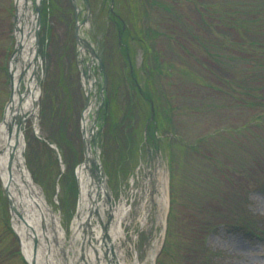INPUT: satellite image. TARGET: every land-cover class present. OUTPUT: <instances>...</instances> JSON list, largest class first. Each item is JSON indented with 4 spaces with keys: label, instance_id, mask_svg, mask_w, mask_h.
Segmentation results:
<instances>
[{
    "label": "rangeland",
    "instance_id": "obj_1",
    "mask_svg": "<svg viewBox=\"0 0 264 264\" xmlns=\"http://www.w3.org/2000/svg\"><path fill=\"white\" fill-rule=\"evenodd\" d=\"M261 3L43 0L40 96L37 120L29 117L23 123L24 154L64 228L62 247L69 264H116L117 258L131 261L137 255L141 264H154L159 249L155 264H264L263 237L221 224L244 221L249 206L256 222L264 223ZM15 8V0H0V121L11 98ZM116 13L127 23L130 56L120 49L122 22ZM77 21L80 36L93 45L101 62L75 40ZM102 63L110 77L107 98L112 100L111 115L107 107L103 117ZM141 90L152 96L154 119L151 98L140 95ZM88 93L92 109L87 128L95 133L89 142L92 156L101 161L111 203L99 197L101 217L93 216L87 230L75 231L79 200L72 166L85 157L81 116ZM107 120L108 127L102 129ZM47 138L57 142L60 155ZM7 198L0 176V264H29L15 251V232L5 223L13 215ZM110 204L113 215L127 210L122 233L113 242L106 236L112 239L110 226L107 231L102 226ZM95 227L104 234L95 233Z\"/></svg>",
    "mask_w": 264,
    "mask_h": 264
},
{
    "label": "bare ground",
    "instance_id": "obj_2",
    "mask_svg": "<svg viewBox=\"0 0 264 264\" xmlns=\"http://www.w3.org/2000/svg\"><path fill=\"white\" fill-rule=\"evenodd\" d=\"M32 4V0H17V50L10 63L13 95L5 111V120L0 125V175L12 201L13 215L11 221L27 259L31 264H69V257H64L62 247L64 228L61 227L60 219L48 202L43 189L35 183L25 164L22 155L25 148L24 134L21 133L16 137L13 133L15 130L9 133L7 124H4L18 115L36 117L38 112L36 102L39 98V87L35 67L37 71L39 60L33 63V56L35 45H37V33L39 34L37 29H40V26L35 24L36 19ZM28 63H33V65L25 74L27 92L23 93L21 91L22 82L19 83V78L22 67ZM20 99H22L21 102H19ZM90 109L89 106L85 110V125L89 123ZM11 154L14 155V160L10 162ZM9 165L12 166L11 169ZM79 177L80 210L77 214L75 228L82 225L86 220L94 202V186L90 184V178H88L85 168H80ZM124 215L125 209L122 208L118 212L117 224H113L112 230L115 234L120 233L121 220ZM115 234L113 240L116 239ZM112 246L111 249L113 250L114 247ZM59 249V256H55ZM139 256L137 255L131 261H127L126 257L117 258L118 261L115 262L116 264H141L139 259L142 256Z\"/></svg>",
    "mask_w": 264,
    "mask_h": 264
},
{
    "label": "water",
    "instance_id": "obj_3",
    "mask_svg": "<svg viewBox=\"0 0 264 264\" xmlns=\"http://www.w3.org/2000/svg\"><path fill=\"white\" fill-rule=\"evenodd\" d=\"M38 9H39V7H38ZM77 34H78V32H77ZM37 37H38V33H37ZM38 49H39V44L37 42V49H36V53L35 54H38V51H39ZM34 60H35V58H34ZM24 70H25V68H24ZM22 121H23V116H18L17 118H15L14 121L8 122V132L9 133H12L13 132L14 125L16 123V125H15V134L18 137L19 136V133H20V130H21ZM9 159H10V162L13 161L14 160V155L11 154L10 157H9ZM9 167H10V169L12 168L11 165H9Z\"/></svg>",
    "mask_w": 264,
    "mask_h": 264
}]
</instances>
